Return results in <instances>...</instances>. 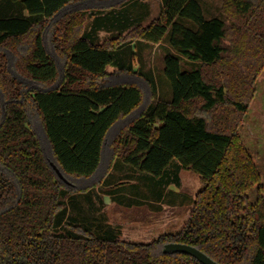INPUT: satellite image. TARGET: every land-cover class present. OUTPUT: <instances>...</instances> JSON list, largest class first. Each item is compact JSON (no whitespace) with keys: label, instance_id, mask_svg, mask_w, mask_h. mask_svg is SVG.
I'll use <instances>...</instances> for the list:
<instances>
[{"label":"trees","instance_id":"obj_1","mask_svg":"<svg viewBox=\"0 0 264 264\" xmlns=\"http://www.w3.org/2000/svg\"><path fill=\"white\" fill-rule=\"evenodd\" d=\"M93 1L96 6L87 4ZM129 1L0 0V264H201L184 253H163L169 242L197 247L219 264H264V195L248 198L259 175L236 130L264 66V0H222L220 15L211 18L197 0H161L149 24H140L147 10L130 15L126 28L97 42L102 8ZM88 9L97 28L85 30ZM163 42L169 97L158 96L119 130L110 158L167 176L164 185L176 159L202 186L176 232L148 242L122 239L117 226L91 233L66 208L80 193L91 199L104 181L108 169L103 178L96 175L106 135L142 101L137 83L102 80L132 74L154 88L151 74L122 54ZM179 55L193 67L181 69ZM51 163L85 185L64 182ZM112 190L103 193L110 200Z\"/></svg>","mask_w":264,"mask_h":264},{"label":"rangeland","instance_id":"obj_2","mask_svg":"<svg viewBox=\"0 0 264 264\" xmlns=\"http://www.w3.org/2000/svg\"><path fill=\"white\" fill-rule=\"evenodd\" d=\"M150 5L149 18H143L142 24L147 25L155 18L162 7L161 0H147ZM200 4L205 18H211L220 15V6L222 0H197ZM88 5H97L95 1L87 2ZM102 8V7H101ZM133 8L135 13L142 10L137 6L128 7ZM103 11L109 8H102ZM91 9L86 11L90 13ZM130 14L127 15V18ZM136 15H133V19ZM224 17V16H223ZM225 18V17H224ZM180 20V19H178ZM229 19L226 20L229 23ZM85 30H90L93 26L92 15L87 16L85 21ZM183 24L187 27L195 28L190 21L183 20ZM103 30H97V42L109 37ZM169 32L167 31L163 39H167ZM136 39H133L135 41ZM167 43L161 44H146L142 45L140 52L137 55H132L131 52L123 53V59L129 56L132 67L137 69L142 67L144 72H149L154 80V88L148 81L136 75H122L121 78L110 77L102 80V83L116 82L127 80L137 83L142 90V101L139 107L130 115L119 119L108 131L103 145L102 162L98 174L101 178L104 177L106 169H108L105 179L101 184L96 186L93 191H90V197L79 195L74 203H71L66 208V213L70 218L78 219L77 225L83 226L90 230L91 233H105L107 228H120L122 239L131 241L147 242L151 239L150 233L147 230L150 228L158 231L176 232L188 217L191 208V203L196 192L201 188L199 177L196 173L182 169L178 166V161L173 159L167 167V172L172 175L169 180L170 183L164 185V181L168 180L167 176L161 178L145 172L135 171L131 166L115 160L111 157L112 140L116 134L124 126L129 123L134 117L140 114L148 104L154 102L158 96L169 97L168 84L162 79L161 69L163 66L162 57L167 52ZM133 53L137 50L131 48ZM181 64V69L192 68V62L188 61L182 56H178ZM116 66L114 64L107 65V71H114ZM30 122L36 130L42 145L47 149L49 156V147L46 142L45 135L40 125L38 116L32 111L29 113ZM211 124L212 121L208 120ZM237 134L249 154L250 158L258 171L259 181L250 188L247 192L248 198L251 202L255 200L258 195H264V66L257 75L254 82V92L247 105L245 114L240 118L237 126ZM112 166H109L112 163ZM122 169L120 170V166ZM177 165V166H176ZM119 168V169H118ZM69 182H73L79 187L80 184L73 178L65 177ZM174 179L179 182L176 185ZM113 202L109 206H105L106 198L103 193L112 189ZM110 193V192H109ZM162 194L158 200L156 195ZM102 197L99 201L98 196ZM109 197V196H108ZM109 199V198H108ZM182 199V200H181ZM158 201V202H157ZM119 211V212H118ZM158 214L157 225L149 223L150 219L146 221L148 215ZM142 221L138 228H132L130 221ZM102 228V229H101ZM101 229V230H100ZM165 229V230H164ZM157 231V230H156ZM163 233V232H159ZM108 235V234H106ZM156 237V236H154Z\"/></svg>","mask_w":264,"mask_h":264},{"label":"crops","instance_id":"obj_3","mask_svg":"<svg viewBox=\"0 0 264 264\" xmlns=\"http://www.w3.org/2000/svg\"><path fill=\"white\" fill-rule=\"evenodd\" d=\"M134 1H138L136 4H134L135 6H137L140 9L142 8V10L139 11V12H137V13H135V11L133 10V8H129L127 10V7L134 6V5H131V3H133ZM145 10H147V11L149 10L150 11V5H149V3H148L147 0H130L129 2L125 3L124 5H122L120 7H117L115 9H107V10H105L103 12V17H104L103 23L105 24V26L101 27L100 29L103 30V31H99V32H104L108 36L110 35L107 38L114 37L115 35H117V33H118L119 30H121L122 28H126V26L129 25L130 20H131L130 15H136L138 17H141V16H144ZM128 14H130V15L127 18V15ZM149 16H150V14L147 12V14L144 17L145 18H149ZM92 19H93V16H92ZM86 22H87V19H86ZM136 22L137 21H135L133 23L138 24ZM141 22H140V24H142ZM143 26H145V25H143ZM93 27H94V29L97 28L96 26H93ZM126 30L127 29H124L122 33H125ZM96 32H95V34L97 36V33ZM107 38H105V39H107ZM105 39H103V40H105ZM103 40H101L99 42L101 43ZM119 168H120V170L122 169L121 166ZM103 195L106 198V201L109 200V202H106V205L105 206L107 207L110 204H112L113 201L110 200V197H108L109 195H106V194H103ZM156 197H157V195H156ZM158 214H159V212H157L156 214L148 215V218L146 219V221L148 219H150L149 223L152 224L151 227L153 226V224H155V226L157 225V222H158L157 221L158 220L157 219L158 218ZM130 223L132 224V225H130L132 228H138V225L139 224H142V221L141 220H139V221H130ZM155 229L157 231L154 230V229H152V228H150L149 230H147L148 233H150V236H148V237H151L152 236L151 239L155 238L154 236H158L159 235V232H170V231H158V228L157 227ZM150 240H148V241H150Z\"/></svg>","mask_w":264,"mask_h":264},{"label":"water","instance_id":"obj_4","mask_svg":"<svg viewBox=\"0 0 264 264\" xmlns=\"http://www.w3.org/2000/svg\"><path fill=\"white\" fill-rule=\"evenodd\" d=\"M51 166L60 179H62L64 182H68L65 179V177L62 175V173L59 171V169L53 163H51ZM162 251L163 253H169V254L184 253L195 258L201 264H219L216 261H214L211 257L206 255L204 252L199 250L197 247L184 243H178V242L165 243L163 245Z\"/></svg>","mask_w":264,"mask_h":264}]
</instances>
